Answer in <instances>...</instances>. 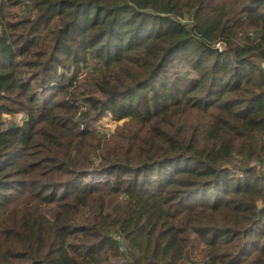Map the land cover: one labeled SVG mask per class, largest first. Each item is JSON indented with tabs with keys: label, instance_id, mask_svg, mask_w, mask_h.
<instances>
[{
	"label": "trees",
	"instance_id": "1",
	"mask_svg": "<svg viewBox=\"0 0 264 264\" xmlns=\"http://www.w3.org/2000/svg\"><path fill=\"white\" fill-rule=\"evenodd\" d=\"M0 264H264V0H0Z\"/></svg>",
	"mask_w": 264,
	"mask_h": 264
},
{
	"label": "rangeland",
	"instance_id": "2",
	"mask_svg": "<svg viewBox=\"0 0 264 264\" xmlns=\"http://www.w3.org/2000/svg\"><path fill=\"white\" fill-rule=\"evenodd\" d=\"M121 121H116L110 116H105L100 120H95L91 123L92 127L94 128H101V129H107L108 131H113L117 124H120ZM99 175H92L89 176V180L94 179L93 177H96ZM94 181V180H92ZM96 181V180H95Z\"/></svg>",
	"mask_w": 264,
	"mask_h": 264
},
{
	"label": "built area",
	"instance_id": "3",
	"mask_svg": "<svg viewBox=\"0 0 264 264\" xmlns=\"http://www.w3.org/2000/svg\"><path fill=\"white\" fill-rule=\"evenodd\" d=\"M90 126H91V128H94V127H92V125L90 124ZM94 179H91V181L92 180H96V181H99V180H101V179H105L106 178V176L105 175H100V176H96V177H93Z\"/></svg>",
	"mask_w": 264,
	"mask_h": 264
},
{
	"label": "water",
	"instance_id": "4",
	"mask_svg": "<svg viewBox=\"0 0 264 264\" xmlns=\"http://www.w3.org/2000/svg\"><path fill=\"white\" fill-rule=\"evenodd\" d=\"M212 49H214L216 51H220V47H215V48H212Z\"/></svg>",
	"mask_w": 264,
	"mask_h": 264
}]
</instances>
